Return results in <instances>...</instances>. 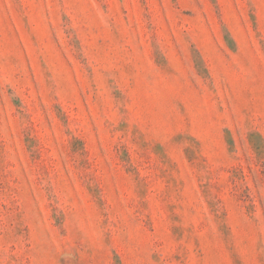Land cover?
<instances>
[{"label":"rangeland","instance_id":"obj_1","mask_svg":"<svg viewBox=\"0 0 264 264\" xmlns=\"http://www.w3.org/2000/svg\"><path fill=\"white\" fill-rule=\"evenodd\" d=\"M0 264H264V0H0Z\"/></svg>","mask_w":264,"mask_h":264}]
</instances>
